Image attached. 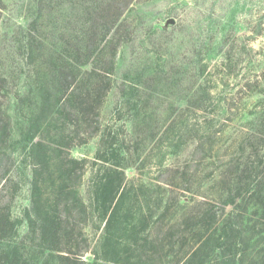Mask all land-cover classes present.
I'll return each mask as SVG.
<instances>
[{"label":"rangeland","instance_id":"374dc122","mask_svg":"<svg viewBox=\"0 0 264 264\" xmlns=\"http://www.w3.org/2000/svg\"><path fill=\"white\" fill-rule=\"evenodd\" d=\"M0 211L28 264H264V0H0Z\"/></svg>","mask_w":264,"mask_h":264},{"label":"trees","instance_id":"16d2710c","mask_svg":"<svg viewBox=\"0 0 264 264\" xmlns=\"http://www.w3.org/2000/svg\"><path fill=\"white\" fill-rule=\"evenodd\" d=\"M105 89L106 88H104L102 91H104ZM46 163L47 160H44L43 165H46ZM58 192L61 193L60 191ZM64 193L66 196L72 194L74 195V192L70 193L68 192V190H65ZM35 213H37L36 215L42 216L40 234H41V238L46 242L48 249L52 251L59 249V245H60V226L58 222L59 217L57 218L55 215L49 213V210L44 208V206H38L35 210ZM13 231H14V222L11 220L9 212L0 211V264H28V261L24 258L23 253L19 251L17 248L8 249L2 246L4 240Z\"/></svg>","mask_w":264,"mask_h":264}]
</instances>
